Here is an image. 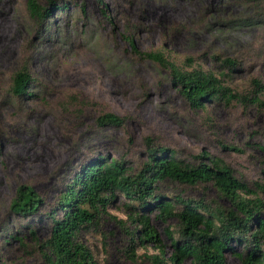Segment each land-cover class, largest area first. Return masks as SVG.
<instances>
[{
  "label": "rangeland",
  "instance_id": "obj_1",
  "mask_svg": "<svg viewBox=\"0 0 264 264\" xmlns=\"http://www.w3.org/2000/svg\"><path fill=\"white\" fill-rule=\"evenodd\" d=\"M54 1L57 7L39 25L27 16L25 0H0V264H45L37 245L49 234L46 213L72 174L99 156L124 158L137 168L146 144H156L184 161L193 162L201 152L221 158L251 189L253 182H264V109L235 102L192 109L166 69L133 51H159L187 70L190 58L192 66L215 74L224 70L212 55L235 57L245 64L224 80L242 91L253 76L264 82V23L242 21L255 13L252 4ZM24 61L32 82L27 93L15 97L8 90L10 79ZM105 112L121 116L123 123L98 125ZM20 184L31 186L42 200L34 217L8 210ZM183 192L191 198H216L208 185ZM126 203L117 196L96 229L78 235L96 264H147L141 253L154 252L147 243L136 249L135 260L125 256L128 239L121 224L127 225ZM150 224L168 256L175 220L153 211ZM225 261L237 264L231 252Z\"/></svg>",
  "mask_w": 264,
  "mask_h": 264
},
{
  "label": "trees",
  "instance_id": "obj_2",
  "mask_svg": "<svg viewBox=\"0 0 264 264\" xmlns=\"http://www.w3.org/2000/svg\"><path fill=\"white\" fill-rule=\"evenodd\" d=\"M239 1L256 9L242 20L244 23H264V0ZM56 7L54 0H46L44 5L38 0H25L27 16L39 25ZM133 51L166 69L170 83L192 109L202 108L209 102L223 105L235 102L244 108L264 109L261 79L251 77L247 89L242 91L225 83L224 78H230L233 70L244 66L243 60L212 55V60L224 70L215 74L198 65L192 66L190 58H186L190 67L187 70L167 60L159 51ZM31 82L24 61L11 75L8 90L15 97L21 96L28 92ZM97 123L118 126L123 118L105 112L97 118ZM193 160L184 161L173 150L148 143L145 159L137 168L124 158L108 160L101 156L82 164L46 213L50 219L49 234L37 245L44 263L96 264L78 235L85 229H96L99 218L107 215V208L114 205L117 196H122L127 200L124 204L127 225L121 224L128 239L124 253L130 260L137 257V248L151 243L154 252L141 253L147 264H226L227 252L237 258V264H264V182H253L251 189L221 158L204 152L193 156ZM198 184L211 187L216 198L207 200L184 194L183 188ZM171 186L182 188L166 192ZM41 203L31 186L20 184L15 188L8 210L19 216L34 217ZM58 211L60 216L55 217ZM153 211L161 219L175 220V235L168 234L171 248L168 256L150 224Z\"/></svg>",
  "mask_w": 264,
  "mask_h": 264
}]
</instances>
